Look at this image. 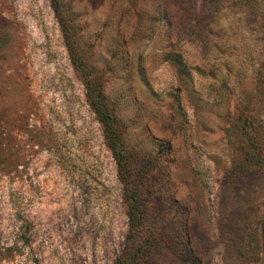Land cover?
<instances>
[{
    "label": "rangeland",
    "instance_id": "obj_1",
    "mask_svg": "<svg viewBox=\"0 0 264 264\" xmlns=\"http://www.w3.org/2000/svg\"><path fill=\"white\" fill-rule=\"evenodd\" d=\"M56 2L0 0V264H114L129 192L142 264H264V0Z\"/></svg>",
    "mask_w": 264,
    "mask_h": 264
},
{
    "label": "trees",
    "instance_id": "obj_2",
    "mask_svg": "<svg viewBox=\"0 0 264 264\" xmlns=\"http://www.w3.org/2000/svg\"><path fill=\"white\" fill-rule=\"evenodd\" d=\"M220 1V0H214ZM53 5L55 8H57V2L56 0H53ZM219 5L216 6L218 8ZM179 65V67L184 70L182 67V60L180 56L176 55L172 59ZM100 97V95H99ZM91 97L90 98V104L92 105L93 109L97 113L98 117L100 118L102 124L104 125L107 137L110 140V148L111 151L116 159V162L119 166V169L121 173H124V169L126 167V164L124 162L125 157L122 154V150L118 148L119 139L117 136L112 135L114 132V117L107 111L106 107L98 100V98ZM125 200L127 202V216H128V223H129V234L126 239V243L121 251V254L117 256L114 264H142L143 256L145 249L147 247L148 241L145 242H139L137 240L138 235L136 232L140 229L141 225V212H140V206H139V200L137 194L134 192H129L125 195ZM147 242V243H146ZM251 244H244L242 242L239 243L237 252L239 254L243 255L246 253V247L250 246ZM242 248V250H241ZM147 250V249H146Z\"/></svg>",
    "mask_w": 264,
    "mask_h": 264
}]
</instances>
